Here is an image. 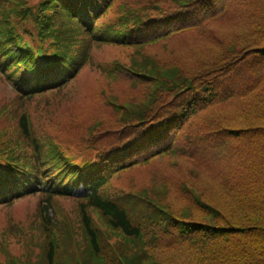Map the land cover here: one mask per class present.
Returning <instances> with one entry per match:
<instances>
[{"label": "trees", "instance_id": "16d2710c", "mask_svg": "<svg viewBox=\"0 0 264 264\" xmlns=\"http://www.w3.org/2000/svg\"><path fill=\"white\" fill-rule=\"evenodd\" d=\"M15 2L0 0L5 39L14 34ZM41 6L30 14L32 31L54 40L60 71L53 86L42 84L30 52L2 47L23 92L13 104L64 91L91 45L117 53L97 70L103 91L70 128L69 146L96 154L90 193L67 216L53 210L55 200L70 199L65 187L23 195L39 194L40 212L64 222L42 215L37 230L19 233L18 253L1 249L0 264H264V0ZM17 124L20 143L0 142L12 164L6 174L24 182L25 169L45 177L62 164L52 136L29 138L24 114ZM46 228H55L54 240Z\"/></svg>", "mask_w": 264, "mask_h": 264}, {"label": "rangeland", "instance_id": "374dc122", "mask_svg": "<svg viewBox=\"0 0 264 264\" xmlns=\"http://www.w3.org/2000/svg\"><path fill=\"white\" fill-rule=\"evenodd\" d=\"M29 6L35 5L38 0H25ZM14 5L20 10L23 4L15 2ZM111 20L114 19L112 16ZM106 20H109L108 16ZM104 19L103 23L106 21ZM117 49L115 47L91 46L90 61L84 66L77 79L70 83L68 87L58 93L50 94L42 98H36L35 103L13 104L12 99H16L15 94L3 83L0 82V142L5 146H15L18 136L17 120L20 114L27 113L33 123L32 130L40 134L46 132L60 144L66 154L71 155L75 160L86 159L95 154L94 150H77L69 146V139L74 135L70 129L73 122L77 121L84 114H87L93 105L96 95L102 92L104 81H98L97 70L101 66L112 62L115 59ZM100 78V77H99ZM1 114V113H0ZM1 149V147H0ZM51 168V167H50ZM76 199L55 200L53 210L67 213L73 212L77 208ZM44 208V198L35 195L23 199L7 208L0 207V262H4L5 256L1 249H6L11 255L12 251L18 253L19 243L17 238L20 232L29 231L32 228L37 230L42 220V215L50 219L56 218L59 222H64L60 215H45L40 210ZM60 214V213H58ZM97 218V216L95 215ZM69 229V228H67ZM11 231L8 234V231ZM49 229H41L47 235ZM53 230V231H52ZM49 237L54 240L55 228H50ZM7 255V253H5ZM15 256V255H14Z\"/></svg>", "mask_w": 264, "mask_h": 264}, {"label": "snow or ice", "instance_id": "6c2138e0", "mask_svg": "<svg viewBox=\"0 0 264 264\" xmlns=\"http://www.w3.org/2000/svg\"><path fill=\"white\" fill-rule=\"evenodd\" d=\"M35 71L39 73L56 74L60 71V69L56 66H46V67L37 68Z\"/></svg>", "mask_w": 264, "mask_h": 264}]
</instances>
